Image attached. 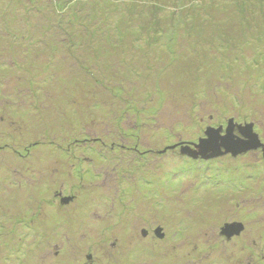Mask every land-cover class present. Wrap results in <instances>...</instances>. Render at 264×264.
<instances>
[{
	"label": "rangeland",
	"instance_id": "1",
	"mask_svg": "<svg viewBox=\"0 0 264 264\" xmlns=\"http://www.w3.org/2000/svg\"><path fill=\"white\" fill-rule=\"evenodd\" d=\"M0 264H264V0H0Z\"/></svg>",
	"mask_w": 264,
	"mask_h": 264
},
{
	"label": "water",
	"instance_id": "2",
	"mask_svg": "<svg viewBox=\"0 0 264 264\" xmlns=\"http://www.w3.org/2000/svg\"><path fill=\"white\" fill-rule=\"evenodd\" d=\"M241 136L244 137L240 138L234 133V129L231 128L227 131L225 136L220 137L218 132L210 131L207 133L208 140H201L200 146L197 147L198 151H188L189 155L193 158H198L202 156L206 159H211L213 157L221 156L225 150V154L231 153L233 156H239L245 154L247 152L255 151L261 148V143L259 141L258 136L253 132L252 126H247L244 129L240 130ZM220 137V138H219ZM217 152L212 156H207L210 152ZM70 199L66 200L65 203H69ZM239 227L241 231L244 230L243 225H228L226 229L223 231L224 234L231 236L233 235L234 227ZM231 232V233H230ZM161 235V230L158 232ZM230 233V234H229ZM162 236V235H161Z\"/></svg>",
	"mask_w": 264,
	"mask_h": 264
},
{
	"label": "flooded vegetation",
	"instance_id": "3",
	"mask_svg": "<svg viewBox=\"0 0 264 264\" xmlns=\"http://www.w3.org/2000/svg\"><path fill=\"white\" fill-rule=\"evenodd\" d=\"M158 231H155V235H158L159 237H161V235L163 234L162 233V230H161V235L159 233H157ZM149 233L146 232V234H144V237H148Z\"/></svg>",
	"mask_w": 264,
	"mask_h": 264
},
{
	"label": "trees",
	"instance_id": "4",
	"mask_svg": "<svg viewBox=\"0 0 264 264\" xmlns=\"http://www.w3.org/2000/svg\"><path fill=\"white\" fill-rule=\"evenodd\" d=\"M66 2H67V0H65ZM58 6H61L62 8H64V6H66V4L65 5H63L61 2L60 3H57V7ZM60 8V7H59Z\"/></svg>",
	"mask_w": 264,
	"mask_h": 264
}]
</instances>
